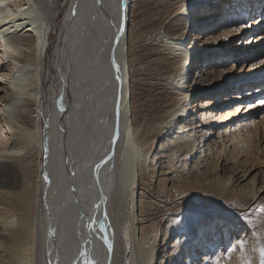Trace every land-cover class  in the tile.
<instances>
[{
    "label": "bare ground",
    "instance_id": "1",
    "mask_svg": "<svg viewBox=\"0 0 264 264\" xmlns=\"http://www.w3.org/2000/svg\"><path fill=\"white\" fill-rule=\"evenodd\" d=\"M136 1L72 0L53 69L60 0H0V264H264L262 238L239 235L253 187L192 182L253 144L252 103L264 94L259 67L216 91L246 94L208 112L205 85L217 67L207 69L226 55L196 48L260 9L255 25H264V0L162 6L172 27L155 37L174 69L162 82L169 100L151 108L157 119L145 129L135 120L128 61ZM191 197L230 212L209 220L185 207ZM156 207L163 223L149 236L144 223ZM233 232L242 237L229 241Z\"/></svg>",
    "mask_w": 264,
    "mask_h": 264
},
{
    "label": "rangeland",
    "instance_id": "2",
    "mask_svg": "<svg viewBox=\"0 0 264 264\" xmlns=\"http://www.w3.org/2000/svg\"><path fill=\"white\" fill-rule=\"evenodd\" d=\"M177 1L178 0H137L131 11L132 25L128 36V61L130 63L131 79L133 80L132 93L134 96L133 107L135 108V120L142 129L152 124L155 117L157 119V111L153 112L151 108L154 105L162 108L169 100L163 90L162 82L164 80V74H167L168 69H174L173 62L170 58L164 56L160 40L158 37H155V35L157 36L161 30L172 27L171 21L164 20L163 18L162 6L172 4L171 6L175 8L177 7ZM71 2L72 0H60L59 9L57 11V24L56 28L52 30V44L51 47H49L47 58V64L49 65V63H51L53 69L54 65L52 61L55 52L54 47L58 42L60 29H62L65 24ZM218 8L219 7H215L214 9L210 7L209 12H215ZM262 13L260 9L248 18H245L242 24L234 25L232 33H228V31L222 32L223 29L216 31L220 36L215 42L201 43V41L198 43L199 47L196 48L197 52L209 53L211 51H217L218 49L222 52V56L226 55L223 59H217V63H214L212 66L210 65L207 69L208 71L210 67H217V74L213 76L208 75V80L205 85V89H210L208 90L210 93L206 95L209 97L206 98L208 99L207 105H209L207 111L211 114H217L219 112L218 108L222 103L226 105V103L231 101V98L242 96L247 92V90H245L241 93H236L235 91L224 94L218 92V94H216L218 89L227 86L230 87L233 84L232 82H237L243 78L248 79L251 75L257 74L256 70L260 68L264 69V25H255V23L259 22L255 17L261 16ZM37 16H39V14H37ZM225 17H227V15ZM261 18L264 19V16ZM192 40H194V38H192ZM253 64H256V69L255 67H251ZM250 67L251 70L249 71ZM53 77L54 76H50L49 78L51 80L47 79L45 82L46 94L43 97V99L45 98L44 106L49 101L48 97L50 95L49 92ZM251 91H255V89L251 88L250 92ZM252 105V109L255 113V117H252L255 120V124L250 125V133L253 134L252 136H255L253 144L244 150L237 149L235 152L228 153L226 156V159L229 160L227 164H225V162H220L218 165L214 164L213 167L210 166L208 171H204V175L201 176V179L195 178L192 182L203 186H209L216 184V182L223 181L229 188H238V186L253 187L257 197L255 195L254 201H252V199L247 203V211L244 212V220L242 221L243 228L240 230L239 235L242 232L253 234L250 241L261 237L262 246L260 256L261 260H264V94H262L261 97H257ZM239 120L240 117L235 121L233 120L230 125L235 124ZM219 121L218 124L220 127L224 128L228 125V123L222 124L221 120ZM158 151L156 150V153ZM129 154H132V152H129ZM233 159L239 160L240 163L242 162L243 166L235 167V163L237 162H234ZM200 199V197H191L185 207L187 209L189 208L192 212L205 216L209 220H213L215 214L230 212L224 205H219L220 209L216 210L211 208L206 200L202 202ZM152 202L155 203L153 199ZM154 209L153 211L150 210V213H154L152 214L153 216L151 218L147 217L148 220L144 223L147 227L149 236L156 233L158 230H155V228L161 226L163 223L159 216L162 214V209L160 207ZM234 216L237 217L236 214H234ZM214 223V225H217L216 222ZM198 226L201 228L203 227L201 223H199ZM137 227H139V225ZM235 236L236 234L233 232V236H231L229 241L242 237L237 238ZM215 244L218 246V249H221L223 246V242L219 240H216ZM161 248L163 251L162 245Z\"/></svg>",
    "mask_w": 264,
    "mask_h": 264
},
{
    "label": "snow or ice",
    "instance_id": "3",
    "mask_svg": "<svg viewBox=\"0 0 264 264\" xmlns=\"http://www.w3.org/2000/svg\"><path fill=\"white\" fill-rule=\"evenodd\" d=\"M97 167H99V165H97Z\"/></svg>",
    "mask_w": 264,
    "mask_h": 264
}]
</instances>
